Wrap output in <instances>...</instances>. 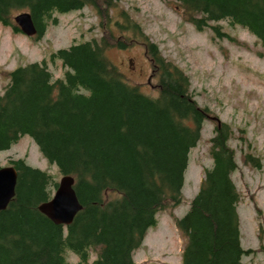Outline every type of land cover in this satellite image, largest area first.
<instances>
[{"label":"trees","instance_id":"1","mask_svg":"<svg viewBox=\"0 0 264 264\" xmlns=\"http://www.w3.org/2000/svg\"><path fill=\"white\" fill-rule=\"evenodd\" d=\"M105 3H104V2ZM196 29L227 20L256 37L264 48V0H174ZM110 0H0V23L21 32L13 14L29 12L41 38L57 13L95 8L107 24ZM105 11V12H104ZM120 29L132 37L114 39L103 27L100 40L73 42L56 50L63 78H53L45 61L18 66L7 73L0 94V151L22 135L30 136L59 173L74 179L82 208L73 221L57 225L38 206L58 182L25 159L9 161L17 171L14 197L0 210V264H135L134 251L157 213L182 200L188 154L200 138L206 108L194 99L187 74L166 60L158 45L126 15ZM142 37L144 55L157 77L152 97L130 85L106 56L110 47L127 48ZM231 128L218 122L210 138L211 166L204 171L186 213L176 219L185 237L181 264H245L253 253L241 245L231 175L237 169L230 146ZM259 167V160L244 155ZM52 187V188H51Z\"/></svg>","mask_w":264,"mask_h":264},{"label":"rangeland","instance_id":"2","mask_svg":"<svg viewBox=\"0 0 264 264\" xmlns=\"http://www.w3.org/2000/svg\"><path fill=\"white\" fill-rule=\"evenodd\" d=\"M99 5L111 18L108 26L101 23L102 17L92 6L55 14L57 23L50 24L39 39L14 32L10 26L0 23V94L8 81L7 73L31 62L45 61L54 79L63 78L67 68L52 54L73 42L100 40L103 27L112 31L114 39L132 37L131 31L119 28L124 23L122 15H126L158 45L166 60L187 74L194 99L208 111L200 138L188 154L182 200L157 213L156 225L147 230L133 253L134 263L181 264L185 237L177 228L176 219L186 213L205 169L211 166L210 138L215 125L224 122L232 131L229 144L235 151L237 163L231 178L239 193L237 215L241 245L254 250L244 255L242 261L264 264V48L261 42L227 20L210 22L219 26L221 36L211 27L198 30L184 17L182 7L174 0H110L106 6ZM20 12L23 11L14 13L13 17ZM142 39L136 37L132 46L110 47L105 53L127 83L137 85L142 93L154 97L158 93V80L144 55ZM244 155L257 158L260 166L244 161ZM18 158L46 171L57 182L61 178L57 167L44 158L28 135L20 136L9 149L0 151V166ZM53 192L54 189L51 195ZM66 255L69 264H78L72 252L67 251Z\"/></svg>","mask_w":264,"mask_h":264},{"label":"water","instance_id":"3","mask_svg":"<svg viewBox=\"0 0 264 264\" xmlns=\"http://www.w3.org/2000/svg\"><path fill=\"white\" fill-rule=\"evenodd\" d=\"M22 34L32 37L37 29L29 12L23 11L13 17ZM17 182V171L13 166H0V210L7 207L14 197ZM74 179L70 175H63L50 199L39 204V211L57 225H69L82 205L78 201L73 188Z\"/></svg>","mask_w":264,"mask_h":264},{"label":"flooded vegetation","instance_id":"4","mask_svg":"<svg viewBox=\"0 0 264 264\" xmlns=\"http://www.w3.org/2000/svg\"><path fill=\"white\" fill-rule=\"evenodd\" d=\"M8 165H12V164L8 163Z\"/></svg>","mask_w":264,"mask_h":264}]
</instances>
